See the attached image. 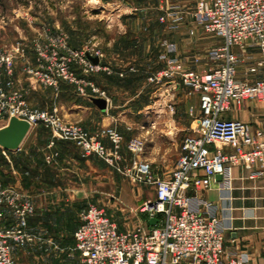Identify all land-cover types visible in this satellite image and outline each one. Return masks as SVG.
Wrapping results in <instances>:
<instances>
[{
  "label": "built area",
  "instance_id": "1",
  "mask_svg": "<svg viewBox=\"0 0 264 264\" xmlns=\"http://www.w3.org/2000/svg\"><path fill=\"white\" fill-rule=\"evenodd\" d=\"M193 2V24L188 29L189 34H194L200 26L221 38V42L208 49L206 56H201L194 52L179 54L177 42L163 38L160 58L165 64L151 73L148 79L153 82L168 81L173 90L179 84L177 79H180L191 92L199 94L202 114L194 133L183 138L176 166L168 178L156 175L151 164L139 158L145 147L143 137L135 136L127 144L134 157L124 172L137 182L154 186L156 190V196L144 201L138 211L148 218L162 214L163 220L153 226L137 225L120 231L104 208L88 205L80 211L74 231L81 264H257L225 250L227 225L218 213V205L197 196L196 192L210 189L219 174L222 197L230 198L232 168L240 164L258 165L250 176H264V131L254 132L250 123L222 115L232 102L264 101V79H238L236 68L248 42L261 49L262 57L255 64L248 65L246 73L257 71L259 66L264 68V0ZM176 8L170 5L159 16V20L172 29L178 28L184 18ZM59 43L50 44L44 39L37 41V61L40 64L28 69L37 82L57 86L62 78L73 79L68 68L69 57L80 59L86 63L87 69L95 71L104 66L103 69L110 72V66H102L97 55L67 47L63 37ZM233 46H238L240 52H234ZM26 52V44L19 41L13 50L0 54V122L6 121L7 124L15 116L28 121L31 128L43 123L54 137L73 140L83 156L96 154L112 164L122 158L120 148L123 136L116 128L89 132L79 124L62 118L56 109L32 107L25 94L14 87L12 80H3L4 72L8 76L13 74L17 54L29 62ZM90 57H97L98 61L94 62ZM212 60L217 64L206 65L200 70L192 67V64H208ZM49 62L59 63L56 73L48 66ZM90 84L92 92L106 97L104 90ZM80 89L84 93L83 88ZM176 99L172 94L166 104L159 100L153 105L159 109L164 107L174 114ZM155 125L156 122L152 121L151 126ZM142 128L146 126L142 125ZM100 136L108 137L112 147L104 144ZM211 146L214 148L211 149ZM57 154L53 152L48 160ZM7 210L12 212L14 221L8 226H0V264H23L13 257V245L33 239L28 225L35 204L22 189L4 184L0 178V222L6 219Z\"/></svg>",
  "mask_w": 264,
  "mask_h": 264
},
{
  "label": "rangeland",
  "instance_id": "2",
  "mask_svg": "<svg viewBox=\"0 0 264 264\" xmlns=\"http://www.w3.org/2000/svg\"><path fill=\"white\" fill-rule=\"evenodd\" d=\"M145 1L0 0V54L13 50L17 42L23 41L26 44V53L29 56V62H26L20 54H17L13 74L8 76L4 72L3 80H12L14 87L25 94L27 102L32 107L53 110L56 106L57 113L65 120H67L66 116L67 118L70 117L71 113L68 114L61 107L66 108L68 103L76 101L77 93L82 98H86L88 95H99L92 92L90 83L104 90L105 96H107V89L93 82L94 76H99V82L108 81L120 101L134 98L131 101L135 102L137 100L138 102L154 104L161 100L164 105L174 94L177 99L176 111L173 116L184 120L189 114V108L192 104L195 106V99H198L199 94L191 92L190 88L184 85L180 79H177L179 84L174 90L171 89L172 85L168 81H150L148 76L158 71L165 64L160 58L163 49H160L157 58L154 59L153 57L152 60L147 59L144 62L140 54L142 48L137 47V42L135 43L133 40L137 35L148 40L149 38L152 40L170 38L172 40L171 37L175 34L179 54L196 52L201 56H206L207 50L219 43L216 41V36L206 32L200 26L199 28L197 26L194 34H189L188 29L190 26L182 27L181 21L179 27L176 28L177 31L175 29L162 31L161 29L156 33L154 31H145L146 33L144 31L130 32L126 37L131 38V40L128 39L130 40L128 44L127 39H120L118 36L119 33L123 32V27L119 25L144 22L142 21L143 14H135L137 10H142L146 6L147 15L149 16L146 22L154 23L156 21L157 23V17L159 16L157 13L159 10L158 4L148 5ZM127 16H132V18L124 19ZM61 37L66 40L67 47L79 52L87 51L92 55H97L102 66H110V72L103 69L104 66L102 69L95 71L87 69L86 63L81 62L78 58L69 57L68 68L69 72L73 74V79L62 78L57 86L37 82L36 78H32L28 72L30 67L35 68L40 64L37 61V41L44 39L49 41L50 44L59 45ZM109 39H115L117 43L115 42L114 45L116 46L111 45ZM151 50L152 47L149 48V51ZM131 55H133V58L130 63L122 62L125 56L129 57ZM47 64L55 73L58 71L59 63L49 62ZM81 87L84 93L81 91ZM155 110L153 107L148 109L147 113L154 114ZM165 111L167 110L165 109ZM165 114L171 113L167 111ZM5 124L6 121L0 122V127L5 126ZM36 133L48 134L43 128L34 129L26 139L27 142L25 141L24 148L31 142L30 136ZM36 145L41 147L42 144L38 143ZM4 150L0 146V178L7 185L23 187V191L27 193L29 183L35 182L34 174L37 173L36 176L38 175L37 169L34 172L35 167L29 162L27 154L14 155ZM39 163L42 171L36 179L43 180L46 176L45 167L42 162ZM126 163L124 158L115 160L113 164L106 160L100 161V170L105 173L109 170L110 178L113 176L115 183L107 188L108 176L107 174L101 175L98 177L99 181L96 180L98 184L96 186H99L98 189L91 193L94 196L92 202L103 207L119 226L129 225V218H125V216L131 212V207L124 203L125 197L133 189L143 188L146 193L145 186L154 187L137 182L126 174L124 172L128 167ZM55 177L59 180H61V177L67 180L70 175H56ZM43 187V184L36 183L35 189L37 192H31L35 195L42 193L41 196L37 197L38 202L41 203H44ZM34 202L35 211L30 216L28 225V230L34 237L29 242L14 245L13 257L23 264H81L82 258L76 248L73 235L82 203L79 205L78 200L68 201L66 195L51 208L43 207L42 204L38 205L36 201ZM142 203L136 205L134 211L136 209L139 212L138 208ZM6 214L9 215L8 217H13L10 210H7ZM8 217L6 219H9Z\"/></svg>",
  "mask_w": 264,
  "mask_h": 264
},
{
  "label": "crops",
  "instance_id": "3",
  "mask_svg": "<svg viewBox=\"0 0 264 264\" xmlns=\"http://www.w3.org/2000/svg\"><path fill=\"white\" fill-rule=\"evenodd\" d=\"M145 2L148 5H151L152 3L158 4L159 10L157 13L159 16L163 14L165 12V8H168L170 5L177 6L176 9L179 10L184 17L182 20V27L192 26L193 24V0H153V2L152 0H146ZM145 7L146 6H144L142 10H137L135 13L136 15L143 14L142 21L144 22H137L135 24L124 23L119 25L120 27H123V32L118 35L120 39H127V43H130L131 38L126 37L133 31H154L156 33V31L161 29L162 31L172 30V28H169L167 23H163L159 20V16L157 17V23L156 21L154 23L146 22L147 17L149 16L147 15L148 10H146L147 8ZM131 18L132 16H127V18L124 17V19ZM158 26L161 27L159 28ZM175 37L177 38L175 34L172 35L171 38L173 41H176ZM161 40V38L156 40H152L151 38H149V40L143 39L137 35L133 41H135V43L137 42V47L142 48V52L140 53L142 55L141 58H143L144 62H146L147 59L152 60L153 57L154 59L157 58L160 53V49H163L160 45ZM216 41L220 43L221 38L217 37ZM109 42L111 45L116 46L114 45L116 42L115 39H109ZM151 47L152 50L149 51V48ZM232 50L234 52H240V48L238 46H233ZM261 57V49L258 46L253 45L251 42H248L246 50L236 63V68L239 72L237 78L247 79L249 81L264 79L263 67L259 66L257 71L246 73L247 66L255 64L261 59ZM132 58L133 55L129 57L125 56L124 60L120 61L130 63ZM144 62L140 63L143 64ZM215 64H217V62L212 60L208 64H192V67L200 70L207 67L206 65ZM92 80L95 84L97 83V85L107 89V96L105 97L107 101L106 108L101 109L93 102V98L99 96L88 95L86 98H82L77 93L76 101L68 103L66 108H63V106L61 107V109L67 111L68 114L71 113L70 117L67 118L66 116V119L79 124L81 127L92 133H98L107 127L116 128L123 136L120 154L127 162V166H130L132 158L134 157V154L127 146L129 140L135 136L143 137L145 147L139 154V158L141 160L148 161L151 164L153 172L159 177H170L176 166L183 138L194 133L198 118L202 114L199 96L198 99H195V106L192 104L189 108L190 111L189 114H187V117L184 120H181L178 117H174L173 114H165L167 111H165L166 108L164 107L159 109L156 105L153 106V104L138 102L137 100L135 102L131 101L134 98H130L126 101H120L116 97V92L112 90V86L108 83V81L99 82V76H94ZM153 107L156 109L154 114L147 113V110ZM54 109H57V107L55 106ZM222 115L225 118L240 119L250 123L254 132L264 131V101L261 102L256 99H251L246 100L241 104L232 102L230 108L224 111ZM152 121L156 122L155 127L151 126ZM142 125H145L146 128H142ZM40 128L46 130L48 134L42 135L36 133L30 136L31 142L28 143L26 148H24L25 141L29 137L31 131L34 129L39 130ZM100 137L104 144H106L109 148L112 147V143L108 137ZM51 141H54V143L51 144ZM38 143L42 144L41 147L36 145ZM213 148L214 147L211 146V149ZM2 149L4 150L3 147ZM225 150H229V148L225 147ZM4 151L13 153L14 155H18L20 153L27 154L29 162L35 167L34 172L37 169L38 175H41L42 171V167H40L39 162L43 163L46 176L43 180H37L36 178L38 175L36 176L37 173H35V182L32 184L29 183L28 185L27 194L32 198L33 202L36 201L38 205L42 204L43 207L51 208L59 201V199L62 200L66 195V199L68 201L78 200L80 202L79 205L82 203L79 209L76 227L79 221L80 211L83 208L91 204L101 207L98 203L92 202L94 196L91 195V193L99 187L96 186L98 185L96 180L99 181L98 177L107 174V188H110V186L115 183L114 177L112 176L110 178L109 170L107 173L100 170L99 162L104 161L101 157L96 154L83 156L80 152V148L73 140L69 138L54 137L47 127L46 129L44 128L43 123H38L30 129L18 149H6ZM53 152H57L58 154L51 160H48L47 157ZM258 167V165L251 167L240 164L232 168L233 188L230 192V198L222 197L223 193L219 188L218 183L220 180L217 179V177H215L210 189L205 191L198 190L196 195L213 201L218 205V213L227 225L224 242L225 250L233 251L237 255L246 258L249 262L264 264V176H250V174L257 170ZM56 175H70V177L67 178V180L61 177V180H59L55 177ZM36 183L43 184L44 186V203L38 202L39 200H37V197L41 196L42 193H39V195L34 194L37 192L35 189ZM145 187L147 190L146 193L143 188H137L133 189L129 195L125 197L124 203L131 207V212L125 216V218H129V225L119 226L117 224L120 231L130 230L132 228L129 227L133 225L150 226L147 215L137 212L136 209L134 211V207L136 205L156 196V190L154 187ZM17 188H19V186ZM20 189L24 190L23 187ZM66 191L67 193L65 194ZM31 192L34 193L32 194ZM79 192L82 193L81 196ZM8 216L6 214V217ZM157 217V223L162 222L163 215L158 214ZM8 218L9 219H4L0 222L1 227H5L13 223V217ZM14 245L17 246L16 244ZM14 245L13 249L15 248ZM180 264L187 263L180 262Z\"/></svg>",
  "mask_w": 264,
  "mask_h": 264
},
{
  "label": "water",
  "instance_id": "4",
  "mask_svg": "<svg viewBox=\"0 0 264 264\" xmlns=\"http://www.w3.org/2000/svg\"><path fill=\"white\" fill-rule=\"evenodd\" d=\"M94 62L98 61L97 57H90ZM93 102L97 104L101 109L106 108L107 101L102 97L93 98ZM30 124L28 121L19 119L15 116H12L8 123L0 127V146L7 150L18 149L25 137L30 131ZM217 179H221V175L216 176ZM158 218L153 216L148 219L150 226H153L157 223Z\"/></svg>",
  "mask_w": 264,
  "mask_h": 264
},
{
  "label": "trees",
  "instance_id": "5",
  "mask_svg": "<svg viewBox=\"0 0 264 264\" xmlns=\"http://www.w3.org/2000/svg\"><path fill=\"white\" fill-rule=\"evenodd\" d=\"M46 129V127H44ZM4 184H6L4 181H3Z\"/></svg>",
  "mask_w": 264,
  "mask_h": 264
}]
</instances>
